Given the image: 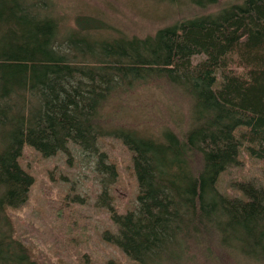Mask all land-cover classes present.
Returning <instances> with one entry per match:
<instances>
[{
    "label": "trees",
    "instance_id": "trees-1",
    "mask_svg": "<svg viewBox=\"0 0 264 264\" xmlns=\"http://www.w3.org/2000/svg\"><path fill=\"white\" fill-rule=\"evenodd\" d=\"M52 7L0 0V264H50L15 237L7 213L28 201L34 184L20 164L24 148L50 157L69 153L72 142L98 155L97 171L114 178L103 137L133 153L135 208L118 213L107 188L102 195L117 226L105 240L131 264H200L217 250L264 264V188L235 183L242 197L218 188L244 144L264 160V0H228L144 37L108 29L103 37L94 17L63 34ZM150 80L189 98L185 129L145 135L108 122V100Z\"/></svg>",
    "mask_w": 264,
    "mask_h": 264
},
{
    "label": "rangeland",
    "instance_id": "rangeland-1",
    "mask_svg": "<svg viewBox=\"0 0 264 264\" xmlns=\"http://www.w3.org/2000/svg\"><path fill=\"white\" fill-rule=\"evenodd\" d=\"M61 23V33L76 27L80 17H94L104 24L101 36L110 32L144 37L195 13H207L216 6L202 8L187 0H51ZM112 31H108V30ZM204 58L195 56L194 63ZM104 114L114 126L133 127L145 135L159 129L181 131L188 124L190 100L163 80L140 82L128 91L113 95ZM107 123V121H106ZM69 153L45 157L26 146L20 159L22 168L34 177L28 201L7 211L15 237L31 248L34 255L50 264H131L132 260L116 245L105 240V232L117 231L111 214L102 202L105 188L118 213L136 206L139 192L133 153L113 137H103L100 152L107 164L116 167V176L97 171L99 156L84 152L70 142ZM244 144L238 164L223 172L218 181L221 192L242 197L235 183H252L264 188V160L253 158ZM218 251V250H217ZM210 253L200 264H256L239 254ZM245 259V260H244Z\"/></svg>",
    "mask_w": 264,
    "mask_h": 264
},
{
    "label": "bare ground",
    "instance_id": "bare-ground-1",
    "mask_svg": "<svg viewBox=\"0 0 264 264\" xmlns=\"http://www.w3.org/2000/svg\"><path fill=\"white\" fill-rule=\"evenodd\" d=\"M245 260V259H244ZM247 260V259H246ZM260 260V259H259ZM259 260H258V262H259ZM252 261H254V260H252ZM257 261V260H256ZM263 262V261H262ZM260 264V263H259Z\"/></svg>",
    "mask_w": 264,
    "mask_h": 264
}]
</instances>
